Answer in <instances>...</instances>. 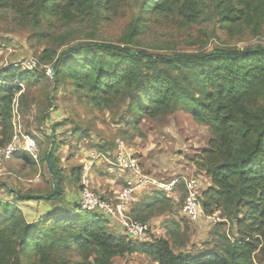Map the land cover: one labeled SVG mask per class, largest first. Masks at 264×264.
<instances>
[{
	"label": "trees",
	"instance_id": "1",
	"mask_svg": "<svg viewBox=\"0 0 264 264\" xmlns=\"http://www.w3.org/2000/svg\"><path fill=\"white\" fill-rule=\"evenodd\" d=\"M21 1L22 10L35 16L61 17L68 25L86 21L96 30L117 7L118 0ZM11 2L0 0V8ZM201 2L140 0L139 10L119 44L89 39L59 56L55 50H44L38 63L48 66L53 62L57 84L71 79L94 108L115 109L126 102L129 117L121 119L126 133L138 128L145 117L162 113L185 112L192 122L204 126L213 138L198 162L213 186L206 191L201 185V198L204 196L208 213L217 206L222 216L236 223L239 237L215 231L218 242L212 249L176 253L177 243L172 242L178 225L175 220L166 228L167 237L139 245L126 234L112 230L104 214L63 200L61 191L35 195L10 190L13 201L0 199V232H5V240L18 242L20 251L14 253L17 264H22L23 249L28 260L36 255L39 264H48L49 253L72 246L81 251L87 264H113L115 257L131 253L145 254L154 264H264V46L215 47L200 52L150 47L173 51L163 55L142 47L139 39L147 33L149 18L162 14L183 16L187 27L200 24L204 18ZM212 5L228 34L242 25L252 27L255 35L261 33L264 0H212ZM36 74V69L26 70L15 63L0 69V146L11 141L14 98L21 84ZM45 159L52 181H58L60 171L53 147ZM25 160L35 163L32 157ZM162 198L154 197L143 206H155ZM27 201L37 202L39 214L35 218L28 214L31 207ZM141 215L138 213L146 219ZM223 226L219 224L218 228Z\"/></svg>",
	"mask_w": 264,
	"mask_h": 264
},
{
	"label": "rangeland",
	"instance_id": "2",
	"mask_svg": "<svg viewBox=\"0 0 264 264\" xmlns=\"http://www.w3.org/2000/svg\"><path fill=\"white\" fill-rule=\"evenodd\" d=\"M139 1L118 0L117 7L102 20L96 30H93L86 21L68 25L61 17L39 14L35 16L32 12L22 10L21 0H12L9 6L0 8V69L15 63L22 65L26 70H37L31 81L21 84V90L15 97L11 139L17 128L24 134L32 136L40 148L39 159L31 163L32 167L28 170L27 177L6 175L0 179V199L13 201L14 197L10 195V190L23 194L47 195L53 189H59L63 200H72L70 197L77 193L80 201V170L84 160L88 158V149L93 148L106 155L105 164L94 168V189L100 193L97 189V180L100 186L103 182L113 180L110 182L112 187H122V178L110 171L114 168L111 162L115 158V140L118 137L124 138L137 149L147 173L164 178L195 177L206 191L213 186L212 179L198 162L203 156V149L208 147L213 136L204 126L192 122L187 113H162L155 117H145L137 124L138 128L126 133L127 128L121 120L123 116L129 117L126 102L115 109L105 106L94 108L86 93L77 89L71 79L65 78L57 84L52 74L48 75L47 69L53 68V62L47 63L48 66L38 64L30 68L32 59L40 60L43 51L47 49L57 51L56 54L59 56L70 47L89 39L119 44L122 35L128 31L134 14L139 10ZM201 3L204 7V18L200 24L187 27L185 18L175 13L149 18L147 33L139 37L142 47L154 53L169 55L173 51L150 50V47L166 46L175 48V52H200L215 47L246 49L264 46V26L261 33L256 35L254 29L247 25L232 28L228 34L222 22L217 20L212 0H202ZM37 19L38 22L35 21ZM52 147L57 158V169L60 171L59 179L55 182L49 175L45 159ZM8 163L9 161L6 166ZM35 166L41 171L45 183L43 188L42 184L39 186L37 183L28 182V179L33 178L34 173L38 171ZM113 195L114 191L111 196L104 197L111 198ZM157 196L163 197L155 192L142 194L141 200L132 205L129 216L153 223L155 229L159 231L154 236L155 239L167 237L165 231L169 222L177 221V231L172 239V242L177 243L176 253H197L198 247L206 249L208 245H215L218 242L215 231H224L234 239L239 237L236 223L229 222L225 215H223L225 221L216 225L203 220L190 221L183 215L181 203L175 204L167 197H163L155 206H143L144 202L149 203ZM200 200L204 205V196L200 197ZM36 203L30 204L31 211L38 208ZM137 205H141L142 209H138ZM215 209L219 210L217 206ZM140 212L146 219L138 216ZM105 219L112 230L125 235L117 218L109 220L105 216ZM219 224L224 226L219 229ZM201 229L203 233H200ZM5 235V232H0V264H17L14 253H19V244L15 239L5 240L3 238ZM25 250L20 253L21 263L39 264L41 260L36 255L32 260L24 257ZM48 257V264H87L81 251L75 246L56 249L49 253ZM90 260L92 261V258ZM113 264L154 262L145 254L131 253L115 257Z\"/></svg>",
	"mask_w": 264,
	"mask_h": 264
},
{
	"label": "built area",
	"instance_id": "3",
	"mask_svg": "<svg viewBox=\"0 0 264 264\" xmlns=\"http://www.w3.org/2000/svg\"><path fill=\"white\" fill-rule=\"evenodd\" d=\"M32 60L30 68L39 64L36 59ZM47 73L51 75L52 69L48 68ZM115 147V158L111 162L114 168L110 171L122 178L123 186L117 189L111 198H105V195L94 189V168L105 164L106 155L95 149L88 150V158L84 160L79 179V204L82 209L100 212L110 219L117 218L125 234L139 245L153 242L154 236L159 232L153 223L129 216L132 205L138 202L144 193L161 192L173 203H181L182 213L190 221L204 219L213 225L225 221L219 210L212 213L206 211L200 200L201 184L197 178L176 176L165 180L153 176L144 170L137 149L124 138H116ZM18 154L29 155L38 161L40 148L32 136L16 128L11 141L0 146V179L8 174L6 163Z\"/></svg>",
	"mask_w": 264,
	"mask_h": 264
},
{
	"label": "crops",
	"instance_id": "4",
	"mask_svg": "<svg viewBox=\"0 0 264 264\" xmlns=\"http://www.w3.org/2000/svg\"><path fill=\"white\" fill-rule=\"evenodd\" d=\"M22 155H26V154H18V155H15L10 161H9V163L7 164V172H8V174L7 175H10V176H16V175H19V176H23V177H27L26 176V174L28 173V170H30V167H32L31 166V163H28V162H26V160H25V157H29V158H31L29 155H26L25 157L24 156H22ZM101 165V164H100ZM99 165V166H100ZM104 165V164H103ZM36 166H38V165H36ZM35 166V167H36ZM35 167H33V168H35ZM36 168H38V171H36L35 173H34V177L33 178H30V179H28V182H33V183H37L39 186H41V184H42V188L45 186V183H44V181H43V178H42V174H41V171L39 170V167H36ZM46 181V180H45ZM111 181H113V180H109V181H106L105 183L103 182V187H101L100 186V183H98V180L96 181L97 182V184H98V187H97V189L99 190V192L100 193H102L103 195H105V196H107V197H109V196H111V194H112V191H116V189H119V188H121V187H112L111 185H110V182ZM95 184V183H94ZM108 184H109V186H108ZM27 185V184H26ZM78 193H79V191H78ZM35 195H46V194H35ZM70 199H72V200H68V202H79V196H78V194L77 193H75V194H73V197L71 198L70 197ZM141 199H139V201H140ZM27 203H30V204H33L32 203V201H27ZM49 206L46 204V208H48ZM131 208H133V207H131ZM132 209H130V211H131ZM28 214H30V216L33 218H35L36 217V215L37 214H39V212H38V210H35V211H29V213ZM203 221H205L204 219H202ZM205 222H207V221H205ZM122 227V226H121ZM207 232V231H206ZM200 233H203V229H201L200 230ZM214 247V244H211V246L210 245H208V248H206V249H202L203 247H198V249H199V251H204V250H209V249H212Z\"/></svg>",
	"mask_w": 264,
	"mask_h": 264
},
{
	"label": "water",
	"instance_id": "5",
	"mask_svg": "<svg viewBox=\"0 0 264 264\" xmlns=\"http://www.w3.org/2000/svg\"><path fill=\"white\" fill-rule=\"evenodd\" d=\"M132 54L133 55H136L137 54V52L136 51H132ZM156 57V56H155ZM52 77L55 79V77H56V69H55V66H53V68H52ZM55 81H56V79H55ZM59 192V189H56L55 190V193H58Z\"/></svg>",
	"mask_w": 264,
	"mask_h": 264
}]
</instances>
